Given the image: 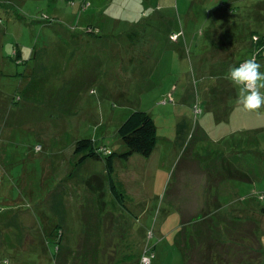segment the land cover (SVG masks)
Segmentation results:
<instances>
[{
	"label": "rangeland",
	"instance_id": "rangeland-1",
	"mask_svg": "<svg viewBox=\"0 0 264 264\" xmlns=\"http://www.w3.org/2000/svg\"><path fill=\"white\" fill-rule=\"evenodd\" d=\"M253 1L0 0V243L7 240L9 247L4 250L7 247L8 254L12 248L18 249L16 264H54L56 236L52 232L48 246L45 244L40 228L44 221L53 224L54 231L58 225L65 229L68 244H77L78 234L84 230L81 215L93 208L94 195L90 196L85 182L94 175L106 177L104 158L125 150L117 129L136 110L154 117L157 141L148 157L137 153L128 159L114 157L112 180L123 195L117 213L111 208L116 198L108 180L104 182L106 211L123 216L115 226L116 237L124 236L131 246L121 252L119 262L132 249L139 257L150 246L154 253L151 264H183L181 241L176 238L180 216L170 211L176 210L174 204L188 217L204 211L208 178H212L204 165L227 152L239 151L236 155L241 156L235 161L256 172L253 184H244L248 188L243 197L256 198L264 206V198H259L264 197V146H253L255 140H264V130H248L263 126L264 108L247 111L231 103L232 117L216 119L217 126L206 90L215 82H210L208 67L199 68L196 63L200 57L192 64L188 56L189 51L209 55L211 45L203 35L209 25L222 31L220 21H229V28L234 15L226 14L241 15L246 12L242 6ZM56 18L62 24L56 30L42 24ZM81 29L85 35L99 31L100 36L81 46L75 36ZM173 33L179 36L178 45L169 41ZM58 43L63 52L57 49ZM16 51L23 59L20 63L13 59ZM34 64L38 73L50 78L48 91L42 95L44 103L25 100L21 90L28 81L21 74ZM81 71L87 80L95 74L99 77L90 88L77 93L71 87L78 83L74 80ZM173 111L185 114L189 122L180 141L174 138ZM217 115L221 117V113ZM200 122L219 133L244 125L239 131L247 138L241 146H219L202 136ZM236 134H226L225 143L236 140ZM81 138L91 139L96 148L104 147L101 159L79 162L82 154L74 150ZM213 193L212 188L210 196ZM126 207L136 214H127ZM17 216L24 223L16 232ZM137 217L140 221L136 223ZM257 219L264 253V216ZM27 235L32 237L28 250L19 249ZM119 243L118 252L122 249ZM4 250H0V262L9 264L3 262ZM105 255L104 262L115 263L111 250Z\"/></svg>",
	"mask_w": 264,
	"mask_h": 264
},
{
	"label": "trees",
	"instance_id": "trees-1",
	"mask_svg": "<svg viewBox=\"0 0 264 264\" xmlns=\"http://www.w3.org/2000/svg\"><path fill=\"white\" fill-rule=\"evenodd\" d=\"M0 22L2 23L1 19ZM42 24L48 27L54 26V30L62 26L57 18L54 21H47ZM84 32L86 33V31ZM84 32L82 33L83 35H85ZM89 35L91 37L100 36L99 32L96 33L95 30L94 32H90ZM252 43L253 49L250 58L254 54V59L258 62L260 54L264 49V34L252 38ZM57 49L63 50L59 43L57 44ZM73 49L78 48L75 47ZM13 56V59L17 63L23 60L19 51H16ZM31 57L33 56L31 55ZM34 69L35 64L29 69L30 72L27 73L24 70L21 74L24 77H28L25 87L21 90L25 100L34 103H44V97L42 95L45 91H48V80L50 78L48 79V76L44 75V73H38ZM98 77L99 75L95 74L87 80L84 72L81 71V73L79 72L75 76L74 81H78V83L74 88L71 87V89L79 93L82 89L90 88L92 82L94 80L97 81ZM69 108L70 105H68L66 110ZM117 134L125 150L122 152H113L104 158L106 168L105 178L94 175L85 182L90 196L92 194L94 195L92 198L93 208L92 211L84 212L83 216L81 215L84 230L78 234L77 244L70 247L64 236L63 229L59 225L56 227L55 236L57 246L54 253V264H108L103 259L106 258L105 254L110 250L113 252L112 260L115 262L114 264L120 262L121 264H140V259L143 254L151 256L150 264L154 258L152 247L147 246V248L143 249L139 257L137 254H134L135 249H132L130 255L126 254L120 257L122 261H118L117 258L121 252L131 246L126 243L128 239L125 240L124 236L121 239L116 237L114 229L116 225L121 224L120 218L122 220L123 216L106 211L103 202V187L107 179L116 201L121 205L123 204V195L117 190L112 180L114 157L118 156L123 159H128L134 153L145 157L150 156L157 141L156 125L149 112L136 110L131 112L119 125ZM100 150V147L96 148L93 145L91 139L81 138L77 140L74 152L82 154L79 157V162H81L88 158L101 159ZM206 166L211 171L209 174L212 178H208L210 182L208 183V191L206 192L208 197L205 200L204 211L194 217H188L185 212H181L180 215L179 232L184 257L183 264H264V253L259 237V226L255 223V220L235 216L228 217L220 214L221 203L219 199L215 193H213V196H210L212 188L214 190L217 183L221 181L237 180L242 183L251 184L252 178L246 171L237 168L227 156H221L218 161L215 160L212 163L209 162V164L205 163L204 167ZM126 211L131 213L127 207ZM132 224L130 225V229ZM116 241L118 243L120 242L119 245L122 248L120 252H118L119 249ZM115 256L117 257L115 258ZM134 257H137V261L135 260L136 263L133 262Z\"/></svg>",
	"mask_w": 264,
	"mask_h": 264
},
{
	"label": "crops",
	"instance_id": "crops-1",
	"mask_svg": "<svg viewBox=\"0 0 264 264\" xmlns=\"http://www.w3.org/2000/svg\"><path fill=\"white\" fill-rule=\"evenodd\" d=\"M242 7L246 8V12L245 13L243 12V14L241 15H238L235 13L226 14L229 16L234 15V17L231 18L233 22L231 23L229 28H228V25H226L229 21H224V22H222V20L220 21L221 22L220 24H223L225 28L222 31L215 30L216 26L214 24L209 25L207 32L203 34L205 39L208 40L211 45V48L209 50L210 51L209 55L206 54L204 55V57H202V54H192L191 51H189L188 53V56L191 58L190 60L192 64H194V61L196 58L200 57V62H196L199 65V68L207 66L209 69V73H210V76H209L210 82L212 81L215 82L213 87H207L206 90L210 93L209 102L212 103L210 110H212V115H214L213 116L214 122L217 124V126L219 125L218 124L219 122L216 119L221 120L222 118L228 119L232 117V113L234 111L232 112L233 106H230V104L232 103L233 105H238V102H237L238 90L234 88L231 82L226 78V74L228 70L232 66H238V64L241 61L249 59L252 53V49H253L252 38H255L256 36L258 37L264 34V32L263 33L259 32L260 28H263L264 30V0H256L255 2L254 1L249 2L243 5ZM236 13L238 12L236 11ZM229 16L227 17L229 18ZM237 21H240V23L236 24ZM82 33L83 31L81 29V31L75 35L77 36V40L80 43L94 42L98 38V37H91L90 35H83ZM174 34L176 33H173L172 35ZM172 35H171V38H169L170 43H172L173 45H175L174 43H177L178 45L179 36L174 40L172 38ZM206 51H208V49H206ZM258 63L264 65V49L262 50L260 54ZM261 71H264V68H261ZM195 99L199 101V96L197 94H196ZM206 108L208 109V107ZM240 109H243V108L240 106ZM262 109L258 111H262ZM219 113H221L220 115L221 117H218L219 115L217 114ZM229 113H231V115H229ZM171 114L173 118L172 126L175 131L174 138L176 139V141H180L179 138L182 137V132L184 128H186L187 126H188L187 130L189 128V122L188 120H186L187 118L185 117V114L183 113L179 114L173 111ZM152 118L155 122L156 129L158 130L156 120L154 119L153 116ZM262 124L263 126L248 128V130H253L252 132H255L258 130H264V123ZM243 126L240 125L238 128L231 130L232 133H237L236 135H238L237 139L234 140L231 144L225 143L226 142L225 136L231 131L219 133L217 129H215L216 131H213L212 127H208V125H205V124L203 125L201 122L199 123V130L202 133V136L212 141V143L214 144H219V146H241V143L243 142L244 138L245 137L247 138V136L242 135L239 131L240 130L239 128ZM244 130H247V128H245ZM213 133H217L219 134V136L218 137L212 136ZM261 144H263L264 146V140H262L261 143H259V140H255V143L253 144V146H262ZM101 149H104V147ZM237 152L239 151L235 150L233 155H230L228 152L225 155H227L228 159H230L231 162L237 168L239 167V169L241 168L245 170L250 175V177L252 178V184H253L254 177L256 176V172L250 171L245 166H240L239 162L235 161L234 159L235 157L239 158V156H241V154L236 155ZM242 152L243 151H240V153ZM236 160L239 161L240 159H236ZM244 184H247V183H242L237 180H224V181H221L220 183H217V185L214 188V193L221 203V208L219 212L220 214L228 216V217L235 216V217H240L243 219H251V220L257 221L258 215L264 216V206H261L260 203L256 200V198L252 199L251 197H243L244 189L248 188L247 186L244 187ZM54 195H56V193L53 194V197ZM250 195H253V193ZM6 196L11 198L12 194L11 195L8 194ZM119 205L120 204L117 201L115 204L112 203L111 205L112 210L116 213L119 212V210H121ZM174 205L176 207V210L174 209L170 212H173V213L176 212V214H178L179 216L181 215V212H185L183 211V209L179 208L180 206L178 204H174ZM129 211L133 214H136L131 209H129ZM170 212H165V213L167 214ZM11 217L9 218V220L11 219ZM136 221L137 222L140 221L139 217H137ZM14 222L18 225V227L15 228V231L16 232L21 231L23 229L22 224L24 222H21L18 216L16 217ZM81 224H82V221H81ZM27 225L28 227H30L28 220H27ZM52 226L53 224H49L47 223V221H44V225L40 226L41 231L43 232V236L45 237V244H47V246L49 243L48 241L49 235L52 234V232H54L56 235V231L52 229L53 228ZM38 228L39 227L37 224L35 229H38ZM176 229L178 232L176 236V238L178 239L177 241H181L180 232H179L180 231V221ZM259 230H260L259 232L263 233L261 229ZM63 231L65 234V229H63ZM140 232L141 234H143L142 232H144V229L142 227H140ZM29 238H32V237L29 236L27 240L24 242V247L22 246V248H20L19 246V249L28 250V248L26 247L29 246L28 245ZM0 240L2 239L0 238ZM4 241H6L4 244L0 243L1 251L4 250L5 246L8 245L9 247V244L5 238H4ZM12 249H13V252L11 254L7 253V247L4 250L5 251L3 255L4 263L8 262L9 264H16L15 257H16V252H18V249L17 248H12ZM262 249H263V246H262ZM54 253L52 255L53 263H54ZM6 255H8V258H9L8 260L6 258ZM0 264L2 263L0 262ZM20 264H23V263L21 262Z\"/></svg>",
	"mask_w": 264,
	"mask_h": 264
},
{
	"label": "clouds",
	"instance_id": "clouds-1",
	"mask_svg": "<svg viewBox=\"0 0 264 264\" xmlns=\"http://www.w3.org/2000/svg\"><path fill=\"white\" fill-rule=\"evenodd\" d=\"M241 62L230 67L226 78L238 90V104L247 111H258L264 108V65L253 58Z\"/></svg>",
	"mask_w": 264,
	"mask_h": 264
},
{
	"label": "built area",
	"instance_id": "built-area-1",
	"mask_svg": "<svg viewBox=\"0 0 264 264\" xmlns=\"http://www.w3.org/2000/svg\"><path fill=\"white\" fill-rule=\"evenodd\" d=\"M172 38L173 39H176L177 38V35H172ZM251 58H255V55L253 54L252 55V57ZM242 63V62H241ZM260 199H263L264 197H263V195H260V197H259ZM150 260H151V256H148V255H145V254H143L142 256H141V259H140V264H150Z\"/></svg>",
	"mask_w": 264,
	"mask_h": 264
}]
</instances>
